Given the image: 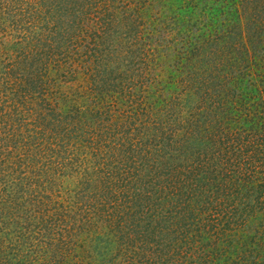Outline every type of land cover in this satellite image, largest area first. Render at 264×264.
I'll use <instances>...</instances> for the list:
<instances>
[{
	"label": "trees",
	"instance_id": "trees-1",
	"mask_svg": "<svg viewBox=\"0 0 264 264\" xmlns=\"http://www.w3.org/2000/svg\"><path fill=\"white\" fill-rule=\"evenodd\" d=\"M13 1L0 0L2 5L9 9L3 14L0 11V19L9 18L8 13L14 10ZM107 1L104 2L109 5L110 2H113L112 5L116 4V0ZM245 1L247 0H240L243 3L238 4V0H199L194 8L193 4L187 5V3L180 6V8L184 7L186 15L184 17L180 13L177 16L178 23H175L177 26L175 32L184 39L189 34H194L189 50L203 54V57H199V61L203 65L202 69L195 66L193 70L182 77V81L180 80L184 87L187 86L186 98L193 99L189 102L190 116L180 115L181 118H178L179 116L178 119L174 118V121L176 119L177 121L168 127L162 119V115L159 119L158 117L152 119L151 114L150 120H152V123L149 121L146 124L143 122L138 108L131 109L129 115L122 120L112 117V113L109 115L108 109L97 112L93 110L96 115L91 118L96 116L101 122L107 120L110 122L106 125V127L108 126L107 131L104 129L105 127H98L97 124L91 122L93 125H90V128H85L87 129L85 130L86 133L82 132L86 136L83 137V140H86L89 144L86 143L85 151L81 149L82 143H79L82 133L75 136L76 141L72 139L73 143L68 142L67 145L72 146H67L64 149L67 156L62 159V164L67 165L69 163L71 165L72 163L88 172L86 170H89L88 167L93 164V161L89 159H93L92 155L96 154L98 159L112 157V166L110 161L108 165L111 170L108 171L105 160H98L93 156L94 159L98 160L100 166L108 171V178H112V180H115V177H118V180L122 178L121 176L119 178L116 172L119 165H128V167L123 166L121 173L133 172L134 178H137H129L130 180L120 181L119 183L120 188L118 187L117 190H119L118 194L121 198L118 200L124 206L121 207L117 203V199L115 201L109 200L107 193L113 192V188L109 189L108 186L106 189L102 186L101 198L98 196L96 199H92L94 197L91 196V194L95 195L94 192L88 196V193L86 194L84 190H81V192L83 191V201L90 208L84 211L85 214L81 212L77 216L72 215L67 207L64 208L61 216L62 225L64 222L70 224L65 225L69 230L68 233L62 234L61 231L60 235L56 236L60 232L57 227L61 222L54 215H47L46 220L43 219V226L45 227L43 229L56 235L49 236L50 239H40L39 237L38 241L29 243L28 240L24 239L25 236L21 234L22 238L18 239L27 249L23 248L22 251L17 249L12 256L8 257L3 248L2 251L0 250V264H57L56 261L47 263L43 259L45 258L48 261L51 257L57 258L59 264H66L63 250L70 253L77 246H80V250L85 251L88 256L92 251L90 259L93 261L96 259L99 262L98 264H111L115 258L109 255L107 248L110 245L108 243L104 244L101 243V240H98L95 249H91L90 245H85L81 241L82 237H85L86 240L85 233L90 235L91 220L94 217L90 218L89 213L93 211L97 219L96 222L99 223L98 230L95 231L99 234L95 235L96 237L100 238L99 235H102L103 232L99 231L106 228V224L112 220L118 222V228L121 232L125 233L124 231H126L127 234L131 231L134 232L135 239H131L133 245L129 249L125 247L121 250L124 257L128 256L126 257L129 261L128 264H155L153 261L155 257H151V255L159 251L158 248H160L162 257L163 255L166 258L173 257L174 254H179V246H183L182 243H186V241L188 244L193 245L192 247L195 246L196 251L198 250L197 255L190 259V264H206V255L212 258L208 260V263L216 264L214 258H219V256L212 253L210 249L206 251L205 248L211 246L216 251H220V247H229V245L236 253L225 264H264V255L263 259H258V251L261 249L264 252V223L257 225L254 222L257 213L260 212V217L261 213L264 214V86L255 89L258 91V95L252 102L249 101L251 97L248 99L244 96V88H241L245 87L242 83L245 80L251 82L252 73L250 71V74H248L247 69L250 62L256 59L263 60V69L258 73L262 74L261 77L254 80L256 83L261 82L264 84V15L262 14V8L260 9L257 5L259 0H253L254 2L252 1V5L249 6L244 4ZM88 2H93L96 5L101 0H56L55 5H58L53 7L55 11L46 8L42 17L35 13L34 15L39 18L44 34L47 32V35L60 36L62 46H68L69 43H72L70 50H64H67L66 52L72 50L70 56L74 57L76 55V59L80 61L79 66H83L88 71L87 79H91L93 84L96 85H100L101 82L104 83V87L102 85V87H94L97 94V98H93L91 101L94 105L93 100L97 101L99 99L103 102V99L106 100L111 92V87L106 85L110 82L108 80L110 75L106 72H110L112 68L107 66L105 62L110 59L115 50H121L124 57L128 54V52L124 53L126 48L121 46V42L119 43L120 49L115 46L112 47L111 37L116 34L115 28L125 26L126 32L133 33L137 38L140 35V30L138 31L137 27L142 20L137 12L133 13V10H130L128 13L126 6L119 8L118 12L116 9H110L109 5L105 4L107 10L99 18L102 23H98V27L94 28L90 25V19H87L88 13L85 6L89 4ZM117 2L124 3L123 0ZM15 3L17 5L15 7L16 13L27 7L25 0H15ZM9 4L11 7H9ZM30 13L28 9V13H25V15L28 16ZM6 15L7 18L4 17ZM210 23L211 27H216L213 31L209 25ZM165 25L166 31H170L168 33L170 37L172 32L170 22L165 23ZM128 26L132 29L136 28L137 31L128 29ZM152 28L153 31L159 29ZM160 28L163 29L161 26ZM42 31H40L41 35ZM151 35L152 33H149L148 36ZM45 40L50 41L49 36ZM43 44L46 45L47 43L44 42ZM48 45L49 48L53 47L51 42ZM31 46L34 47V43ZM82 57L83 63L81 64ZM100 59L102 61L101 65L98 63ZM226 59L230 61L229 67L232 66V70H226V61L224 62ZM239 64L243 66V72L235 70V67L237 65L239 67ZM36 78H39L38 74L33 80L35 83L31 82V84L29 81H32V78L24 76L23 82L28 81L29 84H34L33 87H38ZM19 88L21 89H18L17 92H20L22 96L30 94L29 87ZM111 107L113 106L111 105ZM90 110L92 111V107ZM11 113L8 108L1 114L11 115ZM186 119L191 122V125L186 126ZM0 121L4 122L2 119ZM18 122L5 120L4 126L7 125L8 130L4 138L14 140L13 132L24 131L22 121ZM155 125L158 126V132L146 139V142H142V139H140L141 133L145 128H154ZM193 127L202 135H194L192 132ZM96 130L98 134L108 133V136L100 135V141L103 147L106 148L105 150L102 148L96 149V144L98 145ZM181 132L183 133L181 134ZM87 133L89 134L88 137ZM195 140L199 142L197 144L200 146L193 151L191 149ZM215 140L220 143L218 146L210 143ZM225 142L227 143L225 144ZM184 146L190 150V155H197L195 157L197 162L191 160L189 165L187 163H175V160L177 161V155L175 154L182 152L186 155L187 151L183 150ZM88 153L91 154L88 155ZM1 155L2 153H0V246L4 247L5 240L10 239L9 230L6 231V236L5 233L2 234V232H5L3 231L5 226L12 223L20 225L19 219L22 218L14 215L12 204L16 195H10L11 192L7 191V187L12 182H17L13 186L14 192H18L20 197L22 195L27 196L31 186L36 189L34 184L37 180L33 178L34 169H30L27 155L24 156L25 160H21L20 170L13 168L14 163L11 159L6 164L5 158ZM30 156L29 154L28 157L31 162L36 159L39 160L36 154ZM257 159L261 160L259 167H257ZM2 160L5 162L4 167L1 166ZM205 162L210 169L206 177L199 173L200 168L198 167ZM220 163L224 164L218 169ZM35 164H32L31 167ZM16 166L19 167L18 164L14 165V167ZM114 172L115 174H113ZM34 174L36 178H41L40 173L35 172ZM102 174L104 173L102 172ZM189 179H196V183L189 181ZM199 179L205 181L201 186L198 185ZM140 180L145 182V186H143V183L140 184ZM90 181V178H88V182ZM131 182L133 185H131ZM150 184L151 186L147 187ZM35 189L32 193L42 194ZM222 192L225 194H221ZM220 195H223L229 201V210L226 207V213L223 210L222 216L218 209H215L218 202L221 203ZM108 204L116 211L115 214L109 217L104 215L110 212L104 211L107 209L105 207ZM118 210L120 211L119 214ZM185 211L188 212L185 213ZM230 211L231 213H229ZM168 213L169 216H167ZM188 213L189 216L187 217L186 214ZM117 214L119 217H114ZM235 216H238V218ZM235 224L248 227V231L254 232L255 237L242 243L243 239L238 241V233L234 232V238H232L231 234H228L230 233L228 228H236ZM82 228L89 229L86 232L84 231L81 237L73 240L74 234L80 236L78 231L80 232ZM39 231L41 233L43 230L39 229ZM104 234L107 235V233ZM3 236L6 238L5 240ZM109 238L107 236L108 240H110ZM35 240H37V237ZM150 242L155 243L156 246L158 245V248L151 249L148 253L146 244L149 245ZM102 244L104 246L95 251ZM56 246L59 249H56ZM11 250L13 251V249ZM2 253H5V255ZM77 261L76 264L80 263Z\"/></svg>",
	"mask_w": 264,
	"mask_h": 264
},
{
	"label": "rangeland",
	"instance_id": "rangeland-1",
	"mask_svg": "<svg viewBox=\"0 0 264 264\" xmlns=\"http://www.w3.org/2000/svg\"><path fill=\"white\" fill-rule=\"evenodd\" d=\"M25 1L27 7L22 8V11L16 13L15 7L17 5L14 0L12 5L14 10L10 9L12 11L8 13L10 15L9 18H7V14L4 16L7 19H0V120L2 119L4 122L8 119L12 122H18L21 120V123L24 127H22L24 129L22 132H13L14 140L6 139L4 137L7 135L6 131L8 130V126H4V122L2 123L0 121V153H2L1 157L5 158L4 161L6 164L9 162L8 160L11 159L14 165H19V167H14L13 165V168H18L19 170L21 169V160H25L26 158L24 156L27 155V162L30 163L29 167L30 169H34V172L32 173L33 178L37 180L36 184L34 185H36V189L42 194L37 195L35 192L32 193L35 187L31 186L30 188L28 186L30 189L28 190L27 196L22 195L20 197L19 193L14 192L15 190L13 188L17 182H12L10 185H8L7 191L11 192L10 195H16V198H14L12 204V206H14V215L17 217L19 216L20 218L22 217L19 219L21 222L20 225H17V223H12L11 225L5 226V230H3L5 232H2V234L4 235L5 233L6 236V231L9 230L8 233L11 240L7 239L6 241V238L3 236L5 244L4 247L0 246V250L2 251L4 248L8 257L12 256L14 251L17 249H21L22 251V249L25 248V245L21 244L20 239H18L22 238L21 234L25 236L24 239L26 241L28 240L29 243H31V241H38L39 237L40 239H50L49 236L56 235L51 234L48 232V230L46 231L43 229L45 228L43 226V219L46 220L47 215H54L61 222V224L57 227L60 229V232L56 236L60 235L61 231L62 234L65 232L68 233L69 230L67 226L70 224L64 222L62 225L61 216L64 208L67 207L70 213L75 216H77L78 213H84V211L90 208L83 201V191L81 192V190H84L86 194L88 193V196L94 192L95 195L91 194V196L94 197L92 199H96L98 196L100 197L102 195V186L105 189L108 186L109 189L113 188V192H110V194L107 193V196L109 195V200L111 199L112 201H115L116 199L118 200L121 198L118 194L119 190H117L118 187L120 188V181L134 178L133 172L121 173L123 166H125V164H122L123 166L119 165V168L116 170L119 178L120 176L122 178L119 180L118 177H115V180H112V178L109 179L108 171L111 169L108 168V165L109 161L110 165L112 164V157H102L103 159H98L96 154L92 155L91 157L93 159H89L93 161V164L92 166L88 167L89 170H86L88 172H85V170L81 167H77V165H73L71 162V165L69 163L67 165L64 163L62 164V159L67 156V152H65L64 149L67 146H72L67 145L68 142L73 143L76 141L75 136L77 134L82 132L86 133L85 130L87 129L85 128H90V125H93L91 122L97 124L98 127H105V130L108 127H106V125L110 123L108 120L106 122H101V120H98L96 116L91 118L92 116L96 115L93 113V110L97 112L108 109L107 112L109 115L112 113V117L122 120L126 118L127 115H129V113L132 111L131 109L138 108L140 111V116H142V120L146 124L147 122L149 123V121L152 123V120H150L151 114L152 119L155 117H158L159 119L160 115H162V119L169 127L170 125H173L178 118H181L180 115L187 117L191 115L189 102H191L193 99L186 98L187 86L184 87V84H182L181 81L183 80L182 77L185 76L190 70H193L195 66H198L199 68L201 67L200 69H202L203 66L199 61V57H203V54L201 52L196 53L194 51L192 52V50H189L191 41L194 39V34H189L187 37L185 36L186 38L184 39V37L182 38L181 36L180 38L175 32L177 28L175 23H178L177 16H179L180 13L184 17L186 15V12H184V7L180 8V6L183 3H187V5L193 4L194 8L199 3V0H123L124 3H119L117 2L118 0H116V4L114 5H112L113 2H110L111 6L104 2L105 0H101V2L96 5L93 2H88V6H85L88 13L87 19H90V25L94 28H97L98 25L102 23V20L99 18L103 12H106L107 10L105 8V4L109 5L110 9H116L118 12L119 8L121 9L126 6V11L128 13L130 10H133V13L137 12V14H140V19L142 20V22L139 23V26L137 27L138 31L140 30V35L137 38L133 35V33H127L125 26H118L115 28L116 34L112 35L111 37V42L113 44L112 47L115 46L118 49L120 47L119 43L121 42V46L126 48L124 53L126 54V52H128V54H126L124 57L121 53V50H115L113 51L114 53L111 55L110 59L105 62L107 66L112 68L110 72H106L108 75H110L108 77L110 82L108 84L106 83V85L111 87L112 94L110 92L106 100L103 99V102L99 101V99L97 101L93 100L94 105H92V99L97 98L94 87H102L104 83L99 82L100 85H96L95 83L93 84L91 79H87L88 71L84 69L83 66H79L80 61L79 59H76V55L74 57L70 56L72 50L66 52L72 48V43L68 44L69 47L65 45L62 46V39L60 36L52 34L47 35V32L44 34L41 28L42 24L39 22V18H36L34 15L35 13L42 17L45 11L44 9L46 8L50 9L51 11H55L53 7L58 5H55L56 0ZM252 1L253 0H247L244 4L249 6ZM239 3L241 4L243 2L238 0V4ZM257 5L260 7V9L262 8V14L264 15V0H259ZM9 7H11L10 4ZM27 8L31 12L28 16L25 15V13H28ZM8 10L9 9L5 5H2V2H0V11H2V14ZM168 22H170L171 30L173 32H171L170 37L168 34L170 31H166L167 29L165 25V23ZM209 25L211 27V23ZM160 26L162 28L164 26L165 27L161 29ZM152 27L159 29L153 31ZM215 28L216 27H211L212 31ZM128 29L132 28H129L128 26ZM137 29L135 28L132 30L137 31ZM40 31L43 32L42 35ZM149 33H152V35L148 36ZM48 36L50 41L45 40ZM44 42L47 44L44 45ZM49 42H51V45L53 46L50 47L53 51L49 48ZM33 43L34 47L31 46ZM29 44L31 45L28 48ZM137 47L142 48L138 49ZM56 49H58V51H56ZM206 54L208 55L207 52ZM204 56L206 57V55ZM114 58H116V60H114ZM82 59L83 57L81 58V64L83 63ZM224 62L225 67H227L226 70L233 69L232 66L231 68L229 67L230 61L226 59ZM98 63L101 65V59ZM242 63H244V61H242ZM262 64V59L251 61L247 72L250 74L251 71L252 80L251 82H247L246 80L245 82H242L245 86L241 87L242 89L244 88V96L248 99L251 97L249 99L250 102L254 101L258 95V91L255 89L264 86V84L261 82L256 83L254 80H258V78L261 77L262 74L260 75L258 73L263 69ZM235 70L243 72V66L239 64V67L237 65ZM36 74L39 76V78H36V81L40 87H33L34 84L31 85V82H34L33 80L35 79ZM241 74L243 75V73ZM24 76H29V78H32V81H29L31 84H29L28 81L23 82ZM19 87H29L28 89L30 94L27 96H22L20 92H17L18 89H21ZM180 102L183 103L180 104ZM111 105L113 107H111ZM91 107L92 111L90 110ZM8 108L12 112L11 115L1 114L2 112H5V110H8ZM144 114L146 115L144 116ZM174 118L177 119L174 121ZM185 123L186 126L191 125V122L187 119ZM153 127L154 128H145L143 133H141L140 139H142V142H146V139L158 132V126L155 125ZM183 132H181V134ZM192 132L194 135H202V133L200 134L198 130H194V127ZM84 133H82V137H80L81 141L79 142L82 143L81 149L83 151H85V148L87 147L86 143L88 144L86 140H83V137L85 136ZM104 133L105 132L98 134L96 130V138L98 141V145L96 144V149H106L103 147L100 141L101 134L108 136L107 132L105 134ZM86 135L87 137L89 136L88 133ZM72 139H74V141H72ZM197 142L198 141L195 140L191 150L194 151L198 146H200L197 144ZM210 143H212L214 146H218V144H220L217 140ZM226 143L227 142H225V144ZM202 147L200 148L203 149ZM90 149L91 148L89 147V150ZM183 150L187 151L186 155L182 154V152L175 154L177 155V161L175 160V163H187L189 165L191 160H197L195 159L197 155H190V150L186 146L183 147ZM91 153H88V155ZM29 154L31 156L32 154L38 155L39 160L36 159L35 161L31 162L30 158L28 157ZM93 156L98 160H105L108 171L103 169L98 163V160L94 159ZM5 162H3V160L1 161L2 167H4L3 165H5ZM260 162L261 160L257 159V167H259ZM32 164L35 165L31 167ZM223 164L220 163L218 169L222 167ZM125 167H128V165ZM198 167L200 168L199 173L206 177L210 170L209 165L205 162L201 163V166ZM35 172L40 173L41 178H36L34 174ZM102 172L104 174H102ZM113 174H115V172ZM88 178H90V182H88ZM189 181H194L196 183V179H189ZM204 182L205 181L203 179H199L198 185L201 186L204 184ZM142 183L143 186H145V182L143 181L140 184ZM131 185H133L132 182ZM150 186L151 184L147 185V187ZM221 194L225 193L222 192ZM220 201L221 203L218 202L217 206H215V209L217 208L220 212V215L222 216L223 210H225L226 207L228 208L229 201H227L223 195H220ZM117 203L120 204L121 207L124 206V204H121L119 200ZM170 206L172 205L170 204ZM110 207L111 206L108 204V206L105 207L107 209L104 210L110 211L109 213L104 214L108 217L116 213V211ZM187 212L185 211V213ZM224 212L226 213V210ZM119 213L120 211L118 210V214ZM229 213H231V211ZM89 214L91 216L90 218L94 217L91 220L92 223L90 225V235H86L85 233L84 236L87 237L86 240L85 237H82V240H80L85 245H90L91 249H95L98 240H101V243L104 244L108 243L110 245L107 248L109 255L115 258L111 264H128L129 261L126 259L128 256L124 257V254H122L121 250L125 247H128L127 249H129V247L133 245L132 241L135 239V234H133L134 232L131 231V234L129 232V234H127L126 231H124L125 233L121 232L118 228V222L116 220H112L106 224V228H104L102 231H99L103 232V234L99 235L100 238H98L95 236L99 234L95 232L98 230L97 226H99V223L96 222L97 219L95 217V212L93 211ZM118 214L114 217H119ZM3 215L2 217L6 216ZM167 216H169V213ZM186 216L188 217L189 213L186 214ZM17 217L15 218L16 220ZM235 217L238 218V216ZM254 222L257 225H260L262 222L264 223V214L261 213L260 217V212L257 213ZM251 224H253V222H251ZM235 227L236 228L234 229L231 227L228 228L230 233H227L231 234L232 238H234V232L238 233V241L243 239L242 243L243 241H249L252 239V237H255L254 232L248 231V227H244V225L239 224H237ZM39 229H42L43 231L40 233ZM87 229L82 228L80 232L78 231L80 236H78V234H74L72 239L75 240L81 237L82 233L84 231L86 232ZM104 233H107V235ZM107 236L110 237V240L107 239ZM36 237L37 240H35ZM131 239L133 240L131 241ZM140 243H142V241H140ZM104 244L99 245L95 251L99 250L100 247H103ZM182 244L183 246H179V254H174L173 257L169 256L168 258H166L164 255L163 257L160 255V248H158V245L156 246L155 243L150 242L149 245H146L147 252L156 247L159 250L154 252L155 254L152 253L156 256L151 255V257H155L153 260L155 264H190V259H193V257L197 255L198 250L196 251L195 246L192 247L193 245L188 244L187 241L186 243L183 242ZM209 247L210 248H205L206 251H209L210 249L212 253L219 256V258H214L216 264H225L226 261L232 259L236 253L233 252L231 245H229V247H220V251H216V249L212 248L211 246ZM55 248L59 249L57 246ZM11 249H13V251ZM80 249L81 247L77 246V248H74L70 253L67 250H63L62 253L64 262H66V264H76V260H78L77 262H80L78 264L99 263L96 259L94 261L90 259L92 251H90V255L88 256L85 251ZM55 251L57 252L58 250ZM5 253L2 254L5 255ZM263 255L264 252L260 249V251H258V259H263ZM206 256V264H211L208 263V260L212 258L208 257L209 255ZM58 258L60 257L58 256ZM43 259L47 263L56 261L57 264H59L58 259L55 257L49 258L48 261L45 258Z\"/></svg>",
	"mask_w": 264,
	"mask_h": 264
}]
</instances>
